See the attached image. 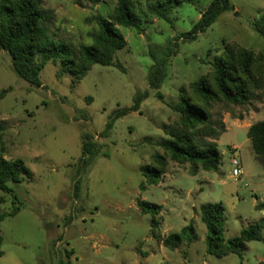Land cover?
<instances>
[{
  "label": "rangeland",
  "instance_id": "374dc122",
  "mask_svg": "<svg viewBox=\"0 0 264 264\" xmlns=\"http://www.w3.org/2000/svg\"><path fill=\"white\" fill-rule=\"evenodd\" d=\"M157 0H131L143 19L142 28H120L127 46L117 54L122 69L95 65L79 82L69 74L58 79L60 64L49 62L41 72L38 88L19 78L11 56L0 50V122L5 157L21 159L31 172L14 192L0 191L2 211L20 206V212L0 223L3 238L0 264H258L264 261L261 241L247 244L242 255L223 257L207 250V229L200 208L222 203L226 238L240 235L264 217V167L247 136L249 124L264 119V96L252 104L234 107L223 116L227 131L216 141L223 154L219 171L192 175L194 166L167 158L166 166L153 164L156 154L165 156L159 141L164 128L179 120L173 107L180 90L206 75L211 62L228 43L264 55V38L253 23L264 12V0H231L234 10L225 13L193 41L179 38L200 20L212 0L183 3L168 23L148 14ZM54 12L49 34L76 46L92 44L97 28L94 16H110L115 4L107 0H43ZM167 58L166 77L152 89L149 74L157 61ZM149 96L140 107L118 119L106 130L109 118L134 104L137 93ZM162 96V98L159 97ZM243 116L240 120L236 117ZM245 127V128H244ZM99 153L82 167L84 142ZM239 147L244 175L232 176L231 147ZM88 159V156H87ZM153 173L149 184L144 167ZM153 168L162 172L157 176ZM76 184L79 188L76 192ZM14 195L20 204H13ZM141 201L161 205L160 214L143 213ZM195 228L192 243L164 245L171 233L187 225Z\"/></svg>",
  "mask_w": 264,
  "mask_h": 264
},
{
  "label": "trees",
  "instance_id": "16d2710c",
  "mask_svg": "<svg viewBox=\"0 0 264 264\" xmlns=\"http://www.w3.org/2000/svg\"><path fill=\"white\" fill-rule=\"evenodd\" d=\"M99 2L100 0H93ZM115 4L110 16L96 15L94 21L97 28L90 34L92 44L78 46L55 40L48 31V24L54 18V12L45 8L43 0H0V50L7 52L12 58L13 70L16 75L32 86L42 87L41 72L49 62L60 64L56 76L58 79L73 75L74 82L81 81L95 65L116 67L122 69L117 60V54L127 46V40L120 28H142L143 19L133 8L131 0H107ZM193 0H157L147 6L149 15L172 23L171 14L183 3ZM234 6L231 0H212L200 20L179 38L186 41L196 40L199 34L206 32L225 13L232 12ZM253 28L264 38V12L253 23ZM167 58L157 61L149 74L152 89H159L166 77L163 67ZM211 70L189 86L180 90L179 102L173 110L179 114L175 126L164 131L167 139L159 141V146L166 155L156 154L153 164L166 166L167 158L179 163L194 166L192 175L198 173V168L204 171L217 172L223 162V154L218 149L216 141L226 131L223 116L216 118L213 111L222 108L231 115L234 107L250 105L259 97L264 96V55L244 48L237 43H228L220 55L211 62ZM5 90L0 93V100L5 97ZM149 96L148 92L137 93L134 104L115 112L106 125V130L113 128L115 122L132 112L140 111L142 102ZM162 98L161 95H159ZM242 119L243 116L236 117ZM5 127L0 122V191L5 194L14 192L11 184H20L31 176L29 168L21 159L11 160L5 157L3 133ZM247 136L252 143L253 151L264 167V119L248 128ZM99 150L92 143L84 142L82 167L90 164L91 157L97 156ZM88 156V159H87ZM160 177L162 172L156 171ZM143 173L149 184L151 168H143ZM79 186L76 184V192ZM13 204H20L14 195ZM4 201L0 198V223L16 216L20 206L11 211H2ZM143 213L160 214L161 205L141 201ZM264 208L259 203L256 209ZM200 215L207 229L206 244L210 254L223 257L228 253L242 255L247 244L261 241L264 231V217L254 226L242 229L239 236L226 238L225 208L222 203H207L201 206ZM195 239V228L192 224L171 233L164 240V245L177 248L182 242L192 243ZM3 238L0 232V257ZM258 264H264L259 262Z\"/></svg>",
  "mask_w": 264,
  "mask_h": 264
},
{
  "label": "built area",
  "instance_id": "2783aa9c",
  "mask_svg": "<svg viewBox=\"0 0 264 264\" xmlns=\"http://www.w3.org/2000/svg\"><path fill=\"white\" fill-rule=\"evenodd\" d=\"M231 164L234 166L233 172H232V176L233 178H235L236 180L240 179L241 176L244 175V171L241 167V163L240 160L238 158V152H239V148H231Z\"/></svg>",
  "mask_w": 264,
  "mask_h": 264
},
{
  "label": "crops",
  "instance_id": "0c3cea01",
  "mask_svg": "<svg viewBox=\"0 0 264 264\" xmlns=\"http://www.w3.org/2000/svg\"><path fill=\"white\" fill-rule=\"evenodd\" d=\"M204 12V11H203ZM200 15H201V12H200ZM258 122V121H257ZM256 123V122H255ZM254 124V123H253ZM252 124H249L246 128L248 129L250 126H251ZM227 127V126H226ZM245 128V127H244ZM239 148V147H237V146H233V147H231V148ZM243 169V168H242Z\"/></svg>",
  "mask_w": 264,
  "mask_h": 264
}]
</instances>
